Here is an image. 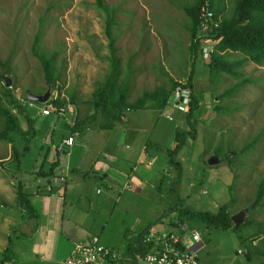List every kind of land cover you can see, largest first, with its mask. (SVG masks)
<instances>
[{"label":"rangeland","instance_id":"rangeland-1","mask_svg":"<svg viewBox=\"0 0 264 264\" xmlns=\"http://www.w3.org/2000/svg\"><path fill=\"white\" fill-rule=\"evenodd\" d=\"M192 1L102 0L106 12L109 10L113 17L110 32L119 68L114 86L116 89L127 78L125 100L129 103L143 90L151 91L155 86L169 92L171 82L185 79L192 67L191 83L198 106L187 121L181 116L177 118L179 114H176L175 128L193 131L195 136L187 135L177 150L181 167L176 192L183 204L194 209L215 211L225 203L227 212L232 214L244 207L252 208L243 218L250 223L242 224L239 230L205 228L188 220L185 223L202 233L203 244L196 254L208 264H257L262 258L256 250L259 246L246 244L257 240L250 237L251 233L264 232V191L259 203L252 205L256 185L264 173V65L245 59L234 67L241 76L232 77L224 71L213 76L207 69L209 54L202 57L199 47L194 52L190 48L189 18L182 6ZM224 4L223 13L227 14L230 0H224ZM104 18L105 12L97 7L95 0H0V76L10 80L8 86L0 80V107L8 108L17 116L28 145L16 161L13 150L20 151L24 143L22 136L0 138V264H35L32 257L19 260L22 249L28 253L31 248L26 249L25 242L34 219L20 216L16 181L27 192L42 188L35 185L32 168L41 162L45 165L55 157L51 144L57 143L59 133L67 127L66 120L61 118L53 125L52 113L43 121L37 120L38 110L24 101L26 92L41 93L49 87L40 58L33 50L45 58L51 56L52 86L73 100L76 118L79 107L89 115L92 91L102 83L109 68ZM37 31L38 40L33 45ZM221 54L225 60L241 58L235 51ZM2 87H8L12 96L21 102L27 116L32 118L31 125L5 99ZM226 89H230L229 93L218 96ZM162 107L168 108V105L164 103ZM126 109H130L126 114L128 120H115V130H120V124L132 122L143 139L150 129L147 121L142 117L132 119L131 115L138 111ZM170 116L173 119V114ZM158 120L151 128L150 139L165 151L175 142L174 129L169 137L170 132L163 130L161 122L172 121L161 116ZM98 122L105 119L96 112L94 121L89 122L93 125L89 130H106ZM2 124L0 114V129ZM76 134L79 136V131ZM58 153L62 156L65 151ZM213 153L219 161L208 165L206 158ZM165 169L168 184L176 170L171 164ZM113 189L112 198H107L93 213L94 227L99 226L97 229L106 244L118 246L120 241L133 242L141 228L159 225L152 221L155 216L161 215L158 220L175 217V212L167 209L176 200L174 192L164 186L157 194L146 185L140 190L133 185ZM240 234L250 236L240 242ZM8 237L10 247L4 249Z\"/></svg>","mask_w":264,"mask_h":264},{"label":"trees","instance_id":"trees-1","mask_svg":"<svg viewBox=\"0 0 264 264\" xmlns=\"http://www.w3.org/2000/svg\"><path fill=\"white\" fill-rule=\"evenodd\" d=\"M98 8L105 12L104 18V34L107 38V48H108V62L109 68L108 72L105 74L104 79L101 84L97 85L92 91V112L85 116V118H75L73 123L69 127V131L81 130L86 123L94 121V115L96 112L102 114L105 122H99V126L111 127L115 120H119L124 109L126 108H160L164 105L166 97L168 95V90L162 89L160 86H155L151 91L143 90L139 96H137L132 102H126L125 97L128 91L127 78L122 80L118 87L114 86V81L119 74L118 62L114 56L113 47V36L110 32V24L113 21L112 14L106 12V6L103 4L102 0H95ZM201 6H204L210 11V17L216 19L215 25L210 24V27L200 30L198 17V10ZM224 0H193L190 4H185L182 6L184 12L189 18V40L190 48L192 52L200 47L203 43L210 46L211 50L207 58V69L209 72H213L215 76L218 71H224L231 75L232 77L241 76V73L234 69L235 66H239L243 60L248 59L256 64L264 65V0H230V8L227 14H224ZM207 22H211L207 20ZM38 40V31L34 35L33 45L36 44ZM223 51H235L241 54V58L225 60L221 52ZM33 54L40 58L44 70V79L49 85V88L53 85L54 75L52 73L51 56L45 58L42 53H37L33 50ZM193 75V69L190 66L186 73V84L190 88V101L187 106V110L184 112H179L178 114L183 117L186 121L192 111L198 106V100L193 94V86L191 83ZM211 75V74H210ZM0 80L4 78L0 76ZM170 81H172L170 79ZM172 86L176 83L172 81ZM5 99L14 106L17 112L23 114L26 118V122L29 125L32 124V118L28 117L22 107L21 102H19L15 97L12 96L8 87H2ZM170 88V89H171ZM230 89L222 90L218 93V96H222L229 93ZM168 92V93H167ZM71 99V98H70ZM0 114L3 117V124L0 129V138H6L10 135L20 134L24 143L21 146L20 151L13 150V158L17 161L19 154L28 148L27 140L24 135L25 131L20 127L17 116L12 114L8 108L0 107ZM85 124V125H84ZM190 125V124H189ZM192 127V126H190ZM189 135L194 138L195 134L193 131L178 129L174 127V144L171 147L165 148L166 165H172L175 168V175L173 179L167 184H161L158 181L155 186L157 190L166 187L167 189L174 192L175 201L168 206L169 211L175 212V217H169V221H173L174 218L180 221L188 220L195 225H202L205 228H220L226 229L230 228L232 230H239L240 226L248 222L244 220L239 224H233L230 220V214L226 210V204H220L215 211H210L206 209H194L181 202L180 196L176 192L175 184L178 183L180 177V167L181 160L177 158L176 153L178 148L185 141L186 136ZM227 160L230 161L231 158L228 156ZM56 165V160L51 161L46 168H37L35 170V176H48L53 174L54 167ZM166 172H163L160 178H165ZM16 179V178H15ZM161 180V179H160ZM39 191H44L43 187ZM264 191V173L259 179L254 198L252 200V205L259 203ZM48 192V191H47ZM16 204L20 211V216L22 219L26 218H36V211L32 207L30 200L28 198V192L22 187L21 182L16 181ZM251 206L247 207V212L251 210ZM161 215L152 218V221L156 222ZM161 220V218L159 219ZM158 220V221H159ZM194 225V226H195ZM193 226V225H192ZM147 228V227H146ZM141 228L133 238V242L125 241V246L123 250V260L126 258H132L133 263L136 264L134 260V254L140 253L145 250V246L141 244L140 238L142 232L146 229ZM254 231L250 235L242 236L239 235V241L243 242L247 236L251 238H256L257 240L254 244H251L252 240L247 242V246H259L256 248L262 258L257 264H264V232L259 233ZM10 239L8 237L4 249H9ZM255 250V251H256ZM249 251V249L247 250ZM132 254V255H131Z\"/></svg>","mask_w":264,"mask_h":264},{"label":"crops","instance_id":"crops-1","mask_svg":"<svg viewBox=\"0 0 264 264\" xmlns=\"http://www.w3.org/2000/svg\"><path fill=\"white\" fill-rule=\"evenodd\" d=\"M135 109L138 112L131 115L132 119L140 120L142 117L150 127L145 134L142 133L143 139L138 127L132 126L134 124L132 122L127 124L125 122L126 126L120 124L118 127L120 130H115L114 123L111 127H102L98 122L99 127L106 129L102 132L90 131L89 128L93 125L87 124L88 122L81 130L70 132V126L66 122L67 127L59 133L57 143L51 144L55 157L46 161L45 165L41 162L35 164V167L32 166L33 170L39 167L46 168L51 161L56 160L53 173L62 174L64 180L47 190L43 188L44 191H28V198L36 211V218L32 220L26 233L25 247L27 249L31 246V248L27 250L28 253L22 249L19 260L32 257V262L35 264H57L58 260L67 254L73 242L90 233H97L104 243V238L97 229L99 226L94 227L93 213L107 198H112L113 187L119 186L123 189L131 188L133 185L140 190L146 185L153 193H159L155 186L158 181L161 184L166 183L165 179L168 177L160 178L162 172L166 171V156L165 151L158 147V143L150 139L151 128L161 116L167 121H172L170 124L164 120L161 122L163 130H168L169 133L173 131L176 126L175 119L180 118V115L176 118L178 113L171 112L169 109L172 108L169 105L168 108ZM129 110L126 109L118 121H127L126 114H129ZM78 112V118L87 116L82 113L80 107ZM165 113L173 114V119L166 118ZM49 115L38 114L37 120L43 121ZM58 119L53 118V125L55 123L57 125ZM78 131L79 136L76 134ZM66 134L72 136V143L62 144L61 148H58L60 138ZM169 137H172L171 132ZM58 151H65V154L61 156ZM69 152H74V155ZM124 246L125 242L121 241L117 246L122 256ZM127 262L132 264V258L125 256L122 264Z\"/></svg>","mask_w":264,"mask_h":264},{"label":"built area","instance_id":"built-area-1","mask_svg":"<svg viewBox=\"0 0 264 264\" xmlns=\"http://www.w3.org/2000/svg\"><path fill=\"white\" fill-rule=\"evenodd\" d=\"M200 18L199 28L204 30L215 25L217 20L210 17V11L201 6L198 10ZM207 20L211 22H207ZM211 48L203 43L199 47L202 57L209 54ZM25 99V98H24ZM29 107H35L40 116L53 114L56 118H63L70 126L76 118V105L65 95L60 94L56 86L48 88V95L43 101L24 100ZM190 101V88L186 84V78L177 80L170 89L165 104L169 105L177 113L187 110ZM166 118L171 119L170 114L165 113ZM72 136L66 134L58 142V148L62 144H71ZM62 174L48 176H35V185L44 189L62 183ZM98 190V189H97ZM159 220L157 227H147L141 234L140 242L145 250L134 254L136 264H208L197 256L196 251L202 242V233L193 226H188L184 221L174 218ZM123 256L117 246L103 243L97 233H90L73 242L66 255L57 264H122Z\"/></svg>","mask_w":264,"mask_h":264},{"label":"water","instance_id":"water-1","mask_svg":"<svg viewBox=\"0 0 264 264\" xmlns=\"http://www.w3.org/2000/svg\"><path fill=\"white\" fill-rule=\"evenodd\" d=\"M3 84L5 86H8L10 84V80L7 77H4V82ZM48 88L47 87L43 92L41 93H33V92H26L25 93V99L27 100H33V101H43L46 99L47 95H48ZM219 161V158L213 153L210 154L207 158H206V163L208 165H213L216 164ZM247 212V208L244 207L232 214H230V220L232 221L233 224H239L243 221L244 215Z\"/></svg>","mask_w":264,"mask_h":264}]
</instances>
